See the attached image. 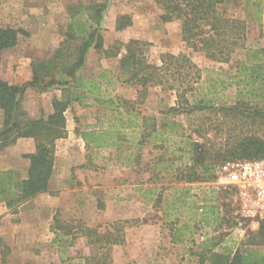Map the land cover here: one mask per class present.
Returning <instances> with one entry per match:
<instances>
[{
	"label": "rangeland",
	"instance_id": "1",
	"mask_svg": "<svg viewBox=\"0 0 264 264\" xmlns=\"http://www.w3.org/2000/svg\"><path fill=\"white\" fill-rule=\"evenodd\" d=\"M80 2L107 5L101 26L105 48L116 41L139 39L146 44L145 55L152 64H161L163 53H185L204 69L202 86L182 99L174 90L150 87L142 101L135 85L113 81L102 84L109 87L103 103L92 97L74 102L66 117L73 133L67 145H75V153L70 160L59 158L57 179L49 191L17 210L0 199V264H104L105 249H98L102 243L93 244L94 235L88 236V230L99 234L108 230L124 240L109 245L110 264H200L202 242L207 240L217 243L214 251L220 254L248 248L244 241L264 217H241L234 193L219 190L212 175L193 182L186 177L194 166L191 140L198 142V150H203L211 173L216 174L229 161L214 157L234 135L264 136L263 118H236L193 105L194 97L211 98L216 106L236 103L239 87L230 76L238 74L242 63L254 64L252 52L264 48V12L261 20H255L256 0L250 5L245 0H226L223 6L229 17L247 23L245 46L227 63L189 48L180 21L162 22L154 0H0V25L23 30L15 47L0 51V78L18 86L31 80V63L59 46L70 22L69 8ZM124 14L131 16L132 25L118 31L116 19ZM259 56L264 58V53ZM101 66L119 75V59L101 57L94 49L81 74L95 76ZM217 79L225 80V86ZM62 94L60 89L40 92L28 87L22 103L29 117H41L52 111L54 97ZM177 104H182V112L171 111ZM253 104L264 110V100ZM2 123L0 110V128ZM80 136L88 146L85 152ZM94 138L102 139L103 145L88 143ZM67 145H61L62 151ZM34 149L33 139H20L0 150V173L10 170L15 181L23 179L29 166L24 154ZM80 165L93 172L87 180L90 187L76 172ZM57 219L68 227V235L67 230H54Z\"/></svg>",
	"mask_w": 264,
	"mask_h": 264
},
{
	"label": "trees",
	"instance_id": "2",
	"mask_svg": "<svg viewBox=\"0 0 264 264\" xmlns=\"http://www.w3.org/2000/svg\"><path fill=\"white\" fill-rule=\"evenodd\" d=\"M161 10L162 22L169 23L179 20L181 33L186 45L194 52H201L206 58L216 62H229L238 48L245 46L247 39V23L245 20L229 17L223 10L226 0H154ZM247 5L252 0H245ZM264 0H256L255 20H261ZM106 4L80 2L69 8L70 22L59 46L45 58H39L31 63L32 78L22 86L10 83L0 78V110L3 111V123L0 128V150L16 143L20 139H33L35 149L24 154L29 160L27 175L18 181L12 178V171L0 173V199L4 200L7 208L18 209L30 199L46 193L54 173L57 141L67 137L66 112L73 101L92 97L97 103H103V93L113 81L135 85L138 98H146L150 87L174 90L178 99L186 93L202 86L201 69L190 55L185 53H163L161 64L148 61L144 42L131 39L127 43L116 41L109 48L104 46V36L101 30L103 13ZM132 25L128 14L116 19V30L122 31ZM23 30L10 25H0V51L15 47ZM91 49L100 53L101 57L119 58V75H111L113 71L101 66L95 76L82 75L88 53ZM264 48L255 49L250 59L254 64L242 63L234 79L239 87L234 105L216 106L213 99L197 100L193 105L198 110L216 109L225 115L231 114L238 118L257 120L264 119V110L253 102L264 100ZM215 83V80H213ZM225 86V80H216ZM211 86H215V84ZM114 84V83H113ZM28 87L46 92L60 89L63 94L55 96L52 101V111L44 116L31 118L22 103L23 95ZM183 89V91H182ZM249 95V98H242ZM182 104L171 108L173 112H182ZM188 111V110H184ZM93 135V134H92ZM190 139V138H188ZM97 147L103 145L100 138L88 141ZM193 148V170L187 171V181L214 180L212 165L206 163V154L199 149L197 141H190ZM225 150L220 149L214 159L254 160L264 158V136L257 133L234 135ZM213 159V160H214ZM200 167V169H199ZM55 231L67 230L58 219L55 221ZM88 236L94 235L93 244L102 243L98 249L102 253L104 264L110 256V244H123L124 240L108 230L97 233L88 230ZM115 237V238H113ZM207 242V243H206ZM202 242L204 251L200 253V264H264V219H259L257 231H250L243 244L235 253H218L214 251L217 243L212 240ZM108 245V246H107ZM107 247V248H105ZM263 249V250H262Z\"/></svg>",
	"mask_w": 264,
	"mask_h": 264
},
{
	"label": "built area",
	"instance_id": "3",
	"mask_svg": "<svg viewBox=\"0 0 264 264\" xmlns=\"http://www.w3.org/2000/svg\"><path fill=\"white\" fill-rule=\"evenodd\" d=\"M215 183L219 190L234 193L241 217H264V158L232 160L221 165Z\"/></svg>",
	"mask_w": 264,
	"mask_h": 264
},
{
	"label": "crops",
	"instance_id": "4",
	"mask_svg": "<svg viewBox=\"0 0 264 264\" xmlns=\"http://www.w3.org/2000/svg\"><path fill=\"white\" fill-rule=\"evenodd\" d=\"M106 60L108 61V60H111V59H106ZM74 102H78V100L77 101H73L71 106H74ZM67 131H68L67 137H66L67 139L63 138V139L57 141L55 168H54V173H53V176H52V179H51V182H50V187L53 185L54 179H57V174H56L57 173V166H58L57 162H58L59 158L62 159V160H64V159L70 160L71 159L70 158L71 155L73 153H75V151L73 150L74 149L73 147L75 145H73V146L67 145L68 144V140H71L70 138L73 135V133L68 128V126H67ZM79 140H80V146L82 147V150L85 152V150L88 148V146H86V143H85V141H83L81 136H80ZM64 143H66L67 146H66L65 150L62 151V149L60 147H61V145H64ZM78 152L80 153V151H78ZM76 168H77L76 172L79 174L81 181H83L86 186L90 187L91 184L87 183V180L91 179V175H93V172L90 171L91 169L88 166H86V165L76 166ZM64 169L67 171V167L64 166ZM43 194H45V193H42L40 195H43ZM35 198H37V196L32 198V199H30L29 201H31V200L33 201ZM29 201H27V202H29Z\"/></svg>",
	"mask_w": 264,
	"mask_h": 264
}]
</instances>
